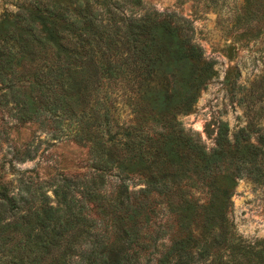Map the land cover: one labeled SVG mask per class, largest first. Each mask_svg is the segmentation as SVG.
Segmentation results:
<instances>
[{"label": "trees", "instance_id": "1", "mask_svg": "<svg viewBox=\"0 0 264 264\" xmlns=\"http://www.w3.org/2000/svg\"><path fill=\"white\" fill-rule=\"evenodd\" d=\"M142 6L24 0L0 15V106L20 124L66 130L90 162L24 194L0 182V264H264V238L244 239L230 218L239 179L264 185V109L249 107L233 140L221 122L208 151L179 117L214 63L187 20L128 15ZM233 26L243 40L263 34L264 0H241Z\"/></svg>", "mask_w": 264, "mask_h": 264}, {"label": "rangeland", "instance_id": "2", "mask_svg": "<svg viewBox=\"0 0 264 264\" xmlns=\"http://www.w3.org/2000/svg\"><path fill=\"white\" fill-rule=\"evenodd\" d=\"M22 1L0 0V15L16 11ZM240 5L241 0H143L142 8L128 12L141 17L147 11H157L187 20L193 41L214 63L217 74L201 92L194 111L179 117L185 130L197 134L208 151L216 146L221 122L227 123L228 137L233 140L251 117L249 107L264 109V33L255 40L240 39L241 32L233 26V14ZM251 100L256 106H251ZM8 109L0 106V182L9 184L14 194H24V185L35 188L44 181L90 172L88 149L75 143L66 130L53 132L37 123L20 124ZM118 114L121 122L131 118L123 106ZM260 124L264 127V115ZM207 126L212 135L206 132ZM126 184L133 191L143 187L138 178ZM44 187L52 196L51 188ZM232 202L230 218L238 235L250 241L263 239L264 185L246 177L239 179ZM165 221L161 212L157 222Z\"/></svg>", "mask_w": 264, "mask_h": 264}]
</instances>
